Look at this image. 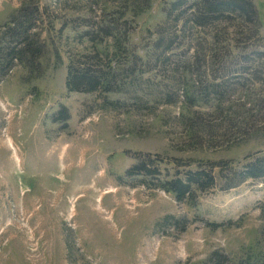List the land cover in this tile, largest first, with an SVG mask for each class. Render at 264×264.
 <instances>
[{
  "label": "rangeland",
  "instance_id": "rangeland-1",
  "mask_svg": "<svg viewBox=\"0 0 264 264\" xmlns=\"http://www.w3.org/2000/svg\"><path fill=\"white\" fill-rule=\"evenodd\" d=\"M40 1L32 36L45 45L42 57L36 59L32 47L26 63L8 69L0 60V264H203L216 250L233 261L264 254V242L258 243L264 236L263 180L221 190L217 167V185L197 192L192 204L154 187L145 171L128 173L139 162L157 168L162 179L207 161L241 168L248 156L264 152V134L235 145L190 146L181 67L169 71L168 89L180 95L174 104L114 110L104 100L119 99L118 93L70 91V56L78 59L96 44L84 37V28H95L80 26L81 17L100 21L105 4L69 0L72 8H65L62 0ZM130 1L147 6L131 19L125 42L143 54L173 0ZM252 1L264 35V0ZM21 5L0 0V39ZM191 33L175 50L179 57L195 46ZM98 47L114 52L112 38ZM164 69L157 68L161 79Z\"/></svg>",
  "mask_w": 264,
  "mask_h": 264
},
{
  "label": "trees",
  "instance_id": "trees-1",
  "mask_svg": "<svg viewBox=\"0 0 264 264\" xmlns=\"http://www.w3.org/2000/svg\"><path fill=\"white\" fill-rule=\"evenodd\" d=\"M96 1L105 4L98 15L100 21L90 23L81 17L80 23L95 28V33L88 28L82 33L96 44L92 52L78 59L70 56L66 78L70 91L118 93L119 99L104 100V105L114 110L174 104L180 95H172L168 89L173 76L169 71H179L181 67V100L187 110L183 122L190 146L235 145L264 134V35L252 0H173L165 8V20L154 31L157 37L153 45L143 54L129 49L125 42L130 36L131 19L147 6L140 7L130 0ZM68 2L62 0L65 8H72ZM40 3L22 0L21 8L6 25L0 39V60H6V68L11 69L15 61L28 62L32 47H37L36 59L42 57L45 45L32 36ZM190 32L195 36V46H188L179 57L175 50L187 42ZM103 38H112L113 53L100 51L98 43ZM162 66L167 68L162 73L164 79L158 77L157 68ZM247 158L241 168H233L227 161H207L196 170L181 171L165 179L160 178L157 168L150 169L145 162L134 165L128 173L145 171V175H152L154 187L173 193L180 202L194 204L197 192L217 185V167L221 190L238 187L248 179L264 181V152ZM260 210L264 220V204ZM263 242L264 236L258 243ZM203 264H264V254L251 253L233 261L216 250Z\"/></svg>",
  "mask_w": 264,
  "mask_h": 264
},
{
  "label": "bare ground",
  "instance_id": "bare-ground-1",
  "mask_svg": "<svg viewBox=\"0 0 264 264\" xmlns=\"http://www.w3.org/2000/svg\"><path fill=\"white\" fill-rule=\"evenodd\" d=\"M132 203H134V202H132Z\"/></svg>",
  "mask_w": 264,
  "mask_h": 264
}]
</instances>
